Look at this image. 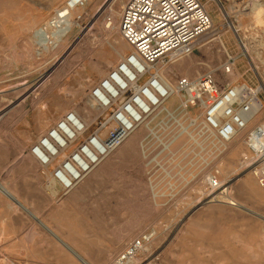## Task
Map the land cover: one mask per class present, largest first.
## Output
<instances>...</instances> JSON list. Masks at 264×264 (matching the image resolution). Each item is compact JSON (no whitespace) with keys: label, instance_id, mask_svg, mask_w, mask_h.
<instances>
[{"label":"rangeland","instance_id":"374dc122","mask_svg":"<svg viewBox=\"0 0 264 264\" xmlns=\"http://www.w3.org/2000/svg\"><path fill=\"white\" fill-rule=\"evenodd\" d=\"M66 1L0 0V184L11 165L16 166L63 114L76 111L86 122L92 121L95 113L89 107L90 89L129 51L117 28L127 0H91L76 13L83 11L80 22H75L76 15L72 17L75 27L61 41L50 35L49 22ZM201 2L212 20L211 29L203 36L206 44L201 48L199 44L191 56L183 59L188 64L185 70H178L179 63H175L165 70V77L172 84L181 76L194 78L211 73L221 88L246 84L258 89L263 109L249 123L251 128L264 122V90H260L264 88V28L253 25L251 16L253 6L264 5V0ZM220 12L229 13L231 26ZM108 18L114 25L107 28ZM41 33L49 41H58V46L51 49L41 42ZM238 40L248 46L247 55L240 52ZM227 56L235 63L231 73L224 75L221 65ZM45 74L47 77L40 82ZM175 115L183 120L180 124L184 127L185 113L177 108ZM139 131L141 139L147 134L142 126L136 130L135 140ZM187 136L186 129L181 128L174 142H162L163 150L187 157L189 149L196 165L184 170H180L182 163L170 165L173 178L170 185L167 182L156 187L159 197L156 191L152 194L138 142L123 158L114 159V152L95 169L105 166L100 176L104 181L101 194L107 197L109 227L119 222L122 214V247L140 234H152L131 264H264V198L256 191L264 185L255 174L240 168L241 156L246 152L244 142L230 143L215 162L206 151L187 147ZM152 150L149 144V153ZM194 155L198 157L194 159ZM213 170L218 171L220 181L230 184V202H208L202 194L203 184L185 183L187 175L204 177ZM12 262L0 255V264Z\"/></svg>","mask_w":264,"mask_h":264},{"label":"built area","instance_id":"2783aa9c","mask_svg":"<svg viewBox=\"0 0 264 264\" xmlns=\"http://www.w3.org/2000/svg\"><path fill=\"white\" fill-rule=\"evenodd\" d=\"M87 4L88 0H67L64 6L73 11L83 10ZM82 16L83 11L74 17L75 22ZM110 23L108 18L107 28ZM211 24L201 0H127L117 28L129 51L90 89L89 107L95 113L92 121L68 111L28 149L47 186L60 196L69 194L143 126L147 134L139 147L152 194L156 191L159 197L156 187L167 182L170 185L173 178L170 165L182 163L180 170L196 165L189 149L187 157L163 150L162 142H174L179 137L183 120L175 115L177 108L186 116L187 147L206 151L215 162L229 143L245 133L246 152L240 168L255 174L263 186L264 122L248 128L252 114L259 109L255 105L259 99L253 96L256 89L246 84L221 88L211 73L181 76L172 84L165 77L169 66L198 49ZM234 63L235 59L227 56L222 73L229 75ZM172 98L178 107L171 113L166 105ZM160 116L162 120L150 127ZM149 144L153 146L150 153ZM219 176L213 170L204 177L187 175L184 181L188 186L203 184L202 194L208 202H230L231 186L228 181L220 182ZM151 238L152 234L145 232L130 240L111 264H131Z\"/></svg>","mask_w":264,"mask_h":264},{"label":"crops","instance_id":"0c3cea01","mask_svg":"<svg viewBox=\"0 0 264 264\" xmlns=\"http://www.w3.org/2000/svg\"><path fill=\"white\" fill-rule=\"evenodd\" d=\"M95 169L60 196L29 154L11 165L2 180L11 198L0 192V255L12 264H83L79 258L107 264L123 245V218L109 227L101 194L105 166Z\"/></svg>","mask_w":264,"mask_h":264},{"label":"bare ground","instance_id":"6f19581e","mask_svg":"<svg viewBox=\"0 0 264 264\" xmlns=\"http://www.w3.org/2000/svg\"><path fill=\"white\" fill-rule=\"evenodd\" d=\"M214 1H216L217 2V0H214ZM91 2V0H88V4L87 5H89V3ZM86 8V7H85ZM82 9H77V10H73V11H67L66 10V8H65V6L64 7H61V8H59V9H56L55 10V12H54V16L52 17V19H51V21L49 22V27H50V29H51V32H50V35L52 36H55L56 35V40H61L62 41V39L64 38V36H66V34L67 33H70L71 31H72V27H75V25H74V21H73V16L74 15H76V13H78L79 11H81ZM223 10V9H222ZM100 11V10H99ZM221 11V10H220ZM221 13V16L223 15L224 16V18L225 19H227V23H228V25L229 26H231V23H230V21H229V13L228 12H220ZM251 16L253 17V22H252V24L253 25H255V26H258V27H261V28H264V5L262 4V3H257L256 5H254L253 6V9L251 10ZM112 25H114V22H112L111 21V23L109 24V27L110 26H112ZM45 26H47L46 24H45ZM211 26H212V24H211ZM240 31V30H239ZM241 32V31H240ZM259 32H261V31H259ZM235 33V32H234ZM41 36H42V39H41V42H43L45 45H47V46H49L51 49H54V48H56L58 45H57V43L56 42H58V41H56V42H54V41H49V40H47L48 38L47 37H44L43 36V34L41 33ZM233 36V35H232ZM242 36V35H241ZM254 37H256V36H254ZM260 40H261V38H260ZM204 41V39L202 38L200 41H199V44H200V48L202 47V46H204L206 43L205 42H203ZM245 41V40H244ZM262 41V40H261ZM219 42H220V40H219ZM42 43V44H43ZM238 48H239V50H240V52L242 51V53L244 54V56L245 55H247V49H248V46L246 45V44H243L240 40H238ZM262 43V42H261ZM40 44V43H39ZM235 44V43H234ZM233 44V45H234ZM236 47V46H235ZM43 48V47H42ZM205 48V47H204ZM202 50V49H201ZM205 54V53H204ZM247 57V56H246ZM183 60H180V61H178L177 63H179L178 64V66H177V68H178V70H180V69H182V68H184V70H185V67L188 65L186 62H182ZM238 73V72H237ZM223 75V74H222ZM233 76H235V74H233ZM47 77V75L45 74V75H42L41 77H40V82H42L43 80H45V78ZM170 78V77H169ZM168 79V78H167ZM170 81V80H169ZM263 83V82H262ZM260 90H264V88L263 87H260ZM256 92H258V89H256L254 92H253V96L255 97V98H257V96H256ZM79 103H80V101H78ZM175 102H176V99L175 98H172L171 100H170V102L166 105V108H167V110L169 111V112H173L175 109H174V106H175ZM82 104V103H81ZM260 104V105H259ZM83 105H87V104H83ZM255 105L257 106V108H259V109H257V112H255V113H253L252 114V118H251V120L249 121V123L252 121V120H254L255 118H256V116H258L259 115V113H260V111L263 109V103L259 100V103H258V101L255 103ZM81 110H83V112L84 113H88V111L86 110V108H81ZM72 112H74L75 114H77L80 118H82L81 117V115H79V113H77L76 111H72ZM171 112V113H172ZM86 116V115H85ZM83 119V118H82ZM257 119V118H256ZM84 120V119H83ZM162 120V119H161ZM85 121V120H84ZM257 124V123H256ZM180 127L182 128V129H186V128H184V127H182V124L180 125ZM146 130H147V128H145ZM149 131V130H148ZM138 132V131H137ZM135 133H136V131L133 133V134H131L130 136H129V138L115 151L116 152V154L114 155L116 158H118V159H121V158H123L127 153H128V151H130V148H132V146H133V144H135V143H139V144H141L142 143V141H143V139H141L142 138V132L141 131H139V133H140V136L138 137V139H134V135H135ZM244 136V134L242 133V134H239L231 143H233L234 144V142L237 140V141H240V143L239 144H241V139H242V137ZM135 140V141H134ZM132 141H134L133 143H132ZM242 142H244V141H242ZM230 144V143H229ZM239 146V145H238ZM166 148V147H165ZM110 157V156H109ZM100 165V164H99ZM98 165V166H99ZM220 182H223V181H220ZM4 184V183H3ZM3 184H0V192L2 193V194H4V195H7V196H9V198H11V194H10V191L7 189V188H5V186L3 185ZM259 186V185H258ZM257 187V186H256ZM260 187V186H259ZM54 191V190H53ZM256 191H257V193H258V195H259V197H261L262 199L264 198V187H262V188H257L256 189ZM254 192V191H253ZM54 193H55V191H54ZM15 194V193H14ZM14 197V196H13ZM18 200V199H17ZM18 203V202H17ZM263 204H264V202H263ZM22 206V205H21ZM46 226V225H45ZM46 229H47V227H46ZM48 231V230H47ZM54 234H55V232H54ZM56 238V237H55ZM59 240H61V239H59ZM60 242V241H59ZM65 248V247H64ZM71 248V247H70ZM71 249H73V248H71ZM77 253V252H76ZM75 253V254H76ZM74 255V254H73ZM82 256V255H81ZM76 257V256H75ZM83 258V257H82ZM79 260L81 261V263H83V264H89L86 260H82V259H80L79 258Z\"/></svg>","mask_w":264,"mask_h":264}]
</instances>
